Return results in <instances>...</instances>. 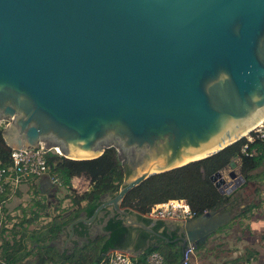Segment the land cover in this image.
Instances as JSON below:
<instances>
[{"label":"water","instance_id":"95a60500","mask_svg":"<svg viewBox=\"0 0 264 264\" xmlns=\"http://www.w3.org/2000/svg\"><path fill=\"white\" fill-rule=\"evenodd\" d=\"M263 118L264 0H0L7 146L44 143L70 160L113 147L131 171L90 218L66 227L68 240L111 207L125 226L170 241L123 209L125 196L240 141ZM229 167L227 178L211 177L221 194L245 182L236 161ZM231 220L229 211L205 212L179 222L170 242L183 256Z\"/></svg>","mask_w":264,"mask_h":264},{"label":"trees","instance_id":"16d2710c","mask_svg":"<svg viewBox=\"0 0 264 264\" xmlns=\"http://www.w3.org/2000/svg\"><path fill=\"white\" fill-rule=\"evenodd\" d=\"M10 152L11 148L3 138V127H0V168L10 166ZM233 161H239L240 175L245 179L244 186L253 181L263 182L264 140L255 138L249 142L243 138L210 157L156 174L131 190L125 196L122 208L146 225H150L151 220L144 215L155 205L170 200L187 201L195 215L194 218L205 212L221 210L230 202L232 194H221L211 177L226 170ZM47 165L48 172L53 174L62 186L68 188L70 194L66 198L71 200L75 209L70 216H64L63 212L40 230L30 231L28 226L33 224L38 216L24 217L8 226L6 222L11 218L4 215L8 190L0 194V264H24L32 253L37 256V264H103L108 251H125L129 248L143 251L136 257L141 264H146V258L152 252H159L164 258V264H181V248L177 242H170L175 239L176 232L170 235L167 229H164L162 234L170 240L164 241L139 228L125 226L123 219L118 215L110 217L104 226L107 235L99 236L86 245L75 248L70 256L60 255L55 247L49 246L50 243L58 238L66 225L78 219L81 212L90 218L99 205L100 197L117 194L131 171L122 164L117 150L113 147L107 149L101 157L92 160H70L49 153ZM80 176L87 177L90 181V190L82 194L71 188V179ZM253 208L251 205L239 215L244 216ZM163 225V221H157L153 229L159 231ZM80 227L86 228L84 224H80ZM147 243L149 246L145 248ZM33 244H36L35 252ZM202 248L203 245H199L198 249Z\"/></svg>","mask_w":264,"mask_h":264},{"label":"crops","instance_id":"0c3cea01","mask_svg":"<svg viewBox=\"0 0 264 264\" xmlns=\"http://www.w3.org/2000/svg\"><path fill=\"white\" fill-rule=\"evenodd\" d=\"M55 179L57 178H55L53 174L47 172L37 179H31L24 182L16 190L8 187L4 208V211L7 210V212L4 215H12L14 213L12 216L16 218L19 216L20 219L24 217L30 218L32 215L38 216L33 224L28 226L30 231L40 230L51 222L53 218L63 214V212L64 216H70L75 208L72 207L71 200L66 198L67 195L70 194L69 190L67 187L62 186L60 181L57 180V182H55ZM71 188L78 194H82L90 190V181L84 176L73 177L71 179ZM109 196L112 197L111 195ZM108 199L109 197L104 198L103 200L106 201ZM17 201L18 203H16ZM15 203L20 206H17L16 208H8ZM110 210L111 207L103 209L92 225L88 226L84 224L86 228H81L80 224L75 226L73 238L68 240L69 233L66 227L73 221L70 222L63 228L58 238L53 240L49 246L55 247L60 255L70 256L75 248L82 247L99 236L107 235L104 231V226L111 217ZM16 212L20 213L17 215ZM19 217L17 219H12V217H10L11 220L8 222V226L19 222ZM80 217L87 219L84 212L80 213L79 218ZM240 224L242 223L240 222ZM252 229L254 228L252 227ZM235 233L236 232L230 231V229H225L224 235L220 237H212L213 235L210 236L203 245L204 247L194 254L190 264H254V257L248 255L246 250L247 246L253 243H258V241H254L252 236H248L250 233H246L245 237H242L241 234L236 235ZM247 237L251 240L247 241ZM226 240L228 242H225ZM234 241L237 242L235 246L232 244ZM260 242L264 251V241H261L260 239L259 243ZM32 246L33 251L35 252L36 244H33ZM130 249L135 251L133 248ZM130 255L136 258L139 254L136 255L131 252ZM263 259L264 256L262 261H258L259 263L257 264H263ZM24 264H37L36 254L32 253V255L25 260Z\"/></svg>","mask_w":264,"mask_h":264},{"label":"built area","instance_id":"2783aa9c","mask_svg":"<svg viewBox=\"0 0 264 264\" xmlns=\"http://www.w3.org/2000/svg\"><path fill=\"white\" fill-rule=\"evenodd\" d=\"M252 142L255 138L264 140V123L252 131L247 137ZM246 148V147H244ZM58 147H47L41 143L37 148L11 149L10 166L0 168V194H3L7 187L16 190L24 182L48 172L47 155L55 153L62 156ZM256 154L255 152H253ZM252 153V154H253ZM55 182L57 180L55 179ZM149 220L183 222L195 217L189 204L185 200H170L167 203L158 204L151 208L144 215ZM199 245L188 244L181 264H190L194 254L199 251ZM103 264H141L136 258L121 250H111L105 255ZM146 264H164V258L159 252H152L146 258Z\"/></svg>","mask_w":264,"mask_h":264},{"label":"rangeland","instance_id":"374dc122","mask_svg":"<svg viewBox=\"0 0 264 264\" xmlns=\"http://www.w3.org/2000/svg\"><path fill=\"white\" fill-rule=\"evenodd\" d=\"M6 124H7L6 122L0 123V127L5 126ZM236 162H237L236 173L240 175V171L238 167L239 161ZM230 171L231 169L230 167H228L226 170L222 171L221 174L223 175V177L227 178ZM226 180L229 181V179ZM244 183L238 186V188L231 193L232 197L230 202L224 208L221 209L222 211H229L231 213L232 215L231 222H229L227 225L217 230L212 237H220L224 235L225 229H230V231L236 232L235 233L236 235L241 234L242 237H245L246 233H250V235L248 234V236H252L254 238V241L257 240L258 243H253L247 246L246 253H248V255L250 256H253L254 264H257L259 263L258 261H262V258L264 256L262 244L261 242L259 243L260 239L261 241H264V181L263 182L253 181L245 186ZM16 203H18V201ZM16 203L8 208L10 209V208H16L17 206L19 207L20 205ZM251 205L254 206V208L251 211L246 212L244 216L239 215L244 209L247 210ZM16 213L18 215V213L20 212H16ZM12 215H14V213ZM12 215H7V216L12 217V219L16 218ZM132 217L135 219V216ZM8 222L6 223L8 224ZM240 222L242 224H240ZM252 227L254 229H252ZM250 240L251 239L247 237V241ZM225 242L228 241L226 240ZM232 244L235 246L237 242L234 241Z\"/></svg>","mask_w":264,"mask_h":264},{"label":"flooded vegetation","instance_id":"af4514ba","mask_svg":"<svg viewBox=\"0 0 264 264\" xmlns=\"http://www.w3.org/2000/svg\"><path fill=\"white\" fill-rule=\"evenodd\" d=\"M127 167V166H126ZM128 168V167H127ZM129 169V168H128ZM130 170V169H129ZM222 211V210H221ZM110 216H111V211H110ZM157 223V221L156 220H151V223H150V225L151 224H153V227H154V225ZM163 223H164V225H163V227L158 231V232H160L161 234L163 233V230L164 229H167V233L168 234H170L171 235V233H173V232H176L175 234H176V237H175V239L177 238V237H179L180 236V234H179V232H178V228H177V224L179 223V222H176V221H163ZM163 235V234H162ZM154 242V241H153Z\"/></svg>","mask_w":264,"mask_h":264},{"label":"bare ground","instance_id":"6f19581e","mask_svg":"<svg viewBox=\"0 0 264 264\" xmlns=\"http://www.w3.org/2000/svg\"><path fill=\"white\" fill-rule=\"evenodd\" d=\"M262 123H264V118L260 121V122H258L254 127H252L251 128V130L249 131V132H247V133H245L243 136H241L240 138H242V137H247L249 134H250V132L251 131H254L255 129H257V127H259V126H261L262 125ZM225 147V146H224ZM223 148V147H222ZM222 148H220V149H222ZM220 149H218V150H220ZM218 150H216V151H218ZM58 151H59V153L61 154V155H64V153L60 150V149H58ZM216 151H214V152H216ZM214 152H212V153H214ZM212 153H210V154H212ZM210 154H208V155H210ZM70 157V156H69ZM205 157V156H204ZM71 158H75V157H71ZM194 160H197V159H194ZM189 161H192V160H189ZM188 161H186V162H184V163H187Z\"/></svg>","mask_w":264,"mask_h":264}]
</instances>
